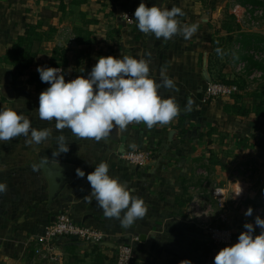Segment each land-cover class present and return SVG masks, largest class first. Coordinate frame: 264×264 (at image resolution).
<instances>
[{
    "label": "crops",
    "instance_id": "crops-1",
    "mask_svg": "<svg viewBox=\"0 0 264 264\" xmlns=\"http://www.w3.org/2000/svg\"><path fill=\"white\" fill-rule=\"evenodd\" d=\"M141 2L0 0V84L4 89L0 110L13 108L29 118L33 128L51 130L50 138L38 145L27 144L23 136L0 141V183L7 185V191L0 193V264H76L73 253L84 256L92 244L59 237L55 240L56 255L36 252L46 225L62 211L77 222L100 229L105 235L100 249L115 260L119 244H133V264H180L185 260L214 264L215 255L226 246L219 247L209 238L192 209L194 203L207 209L217 223L233 228L234 240L227 246L238 242L245 223L255 224L259 216L256 208L264 193V114L228 112L225 106L232 103V96L208 102L204 96L206 73L211 76L208 64L213 39L228 34L223 27L226 13L235 14L241 27L232 31L233 49L223 56L226 63L222 73L233 78L241 74L237 64L244 59L240 56V32L254 34L248 45L264 44V19L256 24L247 20L256 7L264 8V0H143L148 7H180L184 12L177 17L181 26L198 25L187 40L180 34L170 40L156 39L153 34L141 32L135 20L129 23L124 14L134 15ZM29 24L37 26L43 37L37 40L39 50L33 62L24 74H19L5 55ZM58 46L61 58L66 60L61 66L67 73L86 77L101 56L145 59L157 83L161 82L162 72L174 80L178 91L163 87L158 91L163 98H175L180 114L164 126L148 128L134 122L126 130L114 129L117 140L97 142L78 139L68 129L56 131L55 121H42L38 114L39 95L50 85H39L41 80H32L31 75H39L38 67L58 61L53 58L58 56L54 52ZM79 58L81 63L76 66ZM248 81V89L257 88V81ZM247 98L249 103L251 97ZM189 99L193 104L191 110H186ZM60 135L66 137L69 151L54 156ZM133 148L147 152L145 165L138 166L124 157ZM44 161L70 175L52 199ZM100 162H106L109 175L147 205V214L127 228L120 220L105 217L94 198H86L91 192L87 174ZM241 167L245 170L234 177V170ZM77 168L84 171L83 178L76 176ZM218 185L226 191L223 204L213 194ZM239 187L241 202L236 204ZM249 207L253 214L245 216ZM260 218L264 219V214ZM260 231L255 227L254 235ZM73 242L77 246L74 251L70 247Z\"/></svg>",
    "mask_w": 264,
    "mask_h": 264
},
{
    "label": "clouds",
    "instance_id": "clouds-1",
    "mask_svg": "<svg viewBox=\"0 0 264 264\" xmlns=\"http://www.w3.org/2000/svg\"><path fill=\"white\" fill-rule=\"evenodd\" d=\"M180 7L170 10L155 4L148 7L142 0L134 12L137 28L145 34H153L156 39L170 40L180 34L190 39L198 25H183L177 19L183 16ZM127 19V14H124ZM219 49L217 52L219 53ZM42 82L50 86L39 95L38 114L42 121L53 122L55 130L68 129L78 139H106L114 130H126L131 123H143L148 128L164 126L180 114V107L174 97L163 98L161 87L178 91L173 79L161 73V82L150 76V66L145 59L121 55L101 56L87 77L78 76L65 80L63 70L55 67H38ZM193 101L189 99L186 110H191ZM23 136L27 144H41L51 136L50 129L37 130L29 118L13 108L0 110V141H10ZM69 151L66 137H57L59 156ZM34 170L36 166H33ZM76 176L83 178L82 169H76ZM91 192L86 198H94L107 218L120 220L123 227H129L137 219H142L148 211L142 198L132 195L131 190L109 175V165L100 162L94 171L87 174ZM7 191V185L0 183V193ZM242 189L235 192L238 196ZM91 202V200H89ZM123 213V215H121ZM249 207L244 215L252 216ZM245 231L238 236V242L222 248L214 257V264H264V219L255 217V224L245 223ZM255 227L261 229L254 235ZM180 264H191L181 261Z\"/></svg>",
    "mask_w": 264,
    "mask_h": 264
},
{
    "label": "built area",
    "instance_id": "built-area-1",
    "mask_svg": "<svg viewBox=\"0 0 264 264\" xmlns=\"http://www.w3.org/2000/svg\"><path fill=\"white\" fill-rule=\"evenodd\" d=\"M127 21L129 23L134 22V15L132 13H127ZM264 19V8L256 7L252 14L248 15V21L252 24L259 22L258 19ZM257 58H263L264 52L262 50H255L254 48L249 50ZM49 67L61 68L63 70L64 77L68 81L75 79L78 76L74 73H67L64 66L61 65H51ZM237 71L240 73L247 72V61L242 59L239 60L237 64ZM249 80L260 78L262 76V71L258 69H252L248 74ZM86 77V76H84ZM205 89V101L215 100L217 97L221 96H233L235 93L240 92V87L237 83H226L222 81L209 79ZM0 84V103L4 95V89ZM124 157L130 162L143 166L148 161V154L142 148H133L124 153ZM244 167L234 170V177H239ZM242 193V192H241ZM213 194L218 198L220 204H223L226 199V191L223 186H215L213 189ZM242 194L238 196L235 195V203L240 204ZM260 203L256 208V213L261 216L264 214V193L259 199ZM196 216L200 219V223L205 232L209 235V238L214 242L215 245L219 247H224L232 243L234 240L233 228L228 224H220L213 220L208 214V210L201 208L199 203H194L192 206ZM39 246L36 248V252L42 256H54L56 255V239L59 237H67L71 239L81 240L86 243H101L105 239V235L100 229L94 226L77 222L67 211L60 212L56 218L48 223L45 227L44 234L41 235ZM137 239V238H136ZM134 246L131 243H121L117 247V258L115 264H133L134 259Z\"/></svg>",
    "mask_w": 264,
    "mask_h": 264
},
{
    "label": "trees",
    "instance_id": "trees-1",
    "mask_svg": "<svg viewBox=\"0 0 264 264\" xmlns=\"http://www.w3.org/2000/svg\"><path fill=\"white\" fill-rule=\"evenodd\" d=\"M236 15L230 12L226 13V17L223 20V27L227 29L228 34L224 36H218L213 39L214 50L210 55L209 59V71H210V79L222 81L226 83H237L240 87V92L235 93L233 97V101L230 104L225 106L226 111L248 115L251 112H254L257 115L264 114V57L257 58L253 53L249 50L254 48L255 50H262L264 52V44L256 43L248 45V42L255 37L254 34L250 32H240L241 36H238L240 41L239 47L240 56L248 61L247 63V72L237 74L233 78H226V76L222 73V67L225 65V61L223 56L229 54L231 49H233L232 45L234 42V37L232 31H238L241 29L240 24L236 21ZM26 33L18 37L13 46L8 49L5 57L7 60L11 61L15 67L16 72L19 74H24L31 63L33 62L35 55L38 53L39 48L37 45L39 44L37 40H40L43 37L42 33L37 30V26H32V24L27 25ZM89 33V31H88ZM219 49V53L217 52ZM54 52L58 54L57 57H53L54 59H58L57 62L53 61L52 65H62L65 64L66 60L61 58L62 49L58 46L54 49ZM239 56V57H240ZM76 66L80 65V58L76 60ZM252 69H258L262 71V76L260 78L253 79V82L258 81L257 88L254 90L248 89V85L251 81H248V73ZM32 80H36L39 82L40 76L38 74L31 75ZM40 81L39 85H45ZM251 97L249 103H247L248 98ZM76 240V239H74ZM81 241V240H77ZM83 242V241H82ZM86 243V242H85ZM91 244V243H88ZM93 247L91 251L84 252V256L79 255L77 252L73 253L72 259L76 262V264H105L109 259L112 263L115 264L116 260L114 256H109L107 253H104L100 249V244L95 243L92 244ZM71 250H75L76 243L70 244ZM86 257H90L89 260H86Z\"/></svg>",
    "mask_w": 264,
    "mask_h": 264
},
{
    "label": "water",
    "instance_id": "water-1",
    "mask_svg": "<svg viewBox=\"0 0 264 264\" xmlns=\"http://www.w3.org/2000/svg\"><path fill=\"white\" fill-rule=\"evenodd\" d=\"M206 76H207V79L209 80L210 77L207 73H206ZM66 81H68V80H66ZM5 89L10 91V88L8 86H5ZM6 95L9 97H12L11 94L7 93ZM107 138L117 140L118 136L115 133V131L113 130ZM42 166H43V169L46 173L45 175L48 176V179L50 182V197L52 199L58 193L64 179L69 178L70 175L66 174V172L63 171L62 169L53 167L51 164H49L46 161L43 162Z\"/></svg>",
    "mask_w": 264,
    "mask_h": 264
},
{
    "label": "rangeland",
    "instance_id": "rangeland-1",
    "mask_svg": "<svg viewBox=\"0 0 264 264\" xmlns=\"http://www.w3.org/2000/svg\"><path fill=\"white\" fill-rule=\"evenodd\" d=\"M258 83V81L256 82V84ZM112 262L108 259L107 262L105 264H111ZM89 264V263H88Z\"/></svg>",
    "mask_w": 264,
    "mask_h": 264
}]
</instances>
